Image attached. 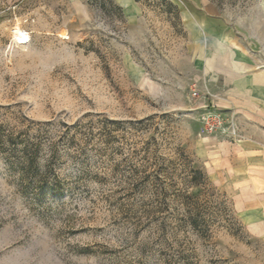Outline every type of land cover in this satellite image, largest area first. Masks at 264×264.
Instances as JSON below:
<instances>
[{"label":"rangeland","instance_id":"rangeland-1","mask_svg":"<svg viewBox=\"0 0 264 264\" xmlns=\"http://www.w3.org/2000/svg\"><path fill=\"white\" fill-rule=\"evenodd\" d=\"M210 1L0 0V264H264L196 154L264 79V0Z\"/></svg>","mask_w":264,"mask_h":264},{"label":"crops","instance_id":"crops-1","mask_svg":"<svg viewBox=\"0 0 264 264\" xmlns=\"http://www.w3.org/2000/svg\"><path fill=\"white\" fill-rule=\"evenodd\" d=\"M81 12H87L92 0H71ZM120 7L135 0H114ZM215 13L210 0H185ZM243 96H233L221 103L238 118L241 139L234 141L220 135H207L196 149L208 176L226 191L236 215L248 232L264 237V79L246 81Z\"/></svg>","mask_w":264,"mask_h":264},{"label":"built area","instance_id":"built-area-1","mask_svg":"<svg viewBox=\"0 0 264 264\" xmlns=\"http://www.w3.org/2000/svg\"><path fill=\"white\" fill-rule=\"evenodd\" d=\"M24 34L28 35V32H16V43L18 45H24L29 41V36L25 37ZM201 118L204 135H220L234 141L241 139L236 113L232 111L225 113L217 111L216 108H209Z\"/></svg>","mask_w":264,"mask_h":264},{"label":"bare ground","instance_id":"bare-ground-1","mask_svg":"<svg viewBox=\"0 0 264 264\" xmlns=\"http://www.w3.org/2000/svg\"><path fill=\"white\" fill-rule=\"evenodd\" d=\"M18 32H21V33H22L23 31L18 30ZM24 35H25V34H24ZM27 36H29V35H25V37H27Z\"/></svg>","mask_w":264,"mask_h":264}]
</instances>
